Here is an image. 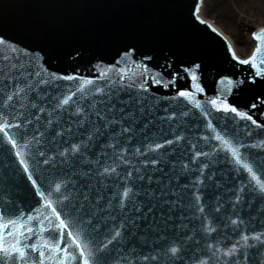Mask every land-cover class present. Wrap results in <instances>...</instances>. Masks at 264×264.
Returning a JSON list of instances; mask_svg holds the SVG:
<instances>
[{
    "label": "snow or ice",
    "instance_id": "snow-or-ice-1",
    "mask_svg": "<svg viewBox=\"0 0 264 264\" xmlns=\"http://www.w3.org/2000/svg\"><path fill=\"white\" fill-rule=\"evenodd\" d=\"M200 7L201 3H196L195 17L203 24L206 21L199 15ZM207 26L216 32L211 24ZM253 38L258 43L247 59L237 57L231 45L228 46L233 60L239 65L250 67V75L239 80L227 76L221 78L219 84L223 87L217 89L218 95L203 102L197 98V94L205 92L198 75L201 67L199 64L182 69L191 81V90H178L174 95L160 99L155 98L151 89L174 87L176 81L182 78L179 72H170V78H166L163 72H153L143 62L133 61L132 67L126 63L124 68L114 65L110 67L115 79L108 71L100 73V78L106 81V88L97 87L91 78L58 76L53 73L52 79L55 80L78 81L74 89L69 88L67 92H61L51 99L55 100L53 112L67 110L70 116L77 117L76 125L83 131L73 138L71 125L61 127L59 131L56 127L50 128L51 143L58 144V148L51 156H46L40 148L45 133L37 128L30 138L28 130L33 117L38 123L40 115L36 112L25 115L18 110L25 107L23 101L26 98L28 105L39 113H44L45 108L40 107L35 98L23 95L25 87L19 83L20 79H24L20 75L23 65L19 64L20 58L15 55L18 49L0 36V46L5 49L0 52V61L6 65L0 69V77H3L0 83L4 85V92L0 93V157L5 160L15 157V161H10L8 167L11 168L13 163L18 164L22 176L30 182L34 196L39 198L36 201L38 207L32 212L17 214L0 211V264H264V231L253 229L251 234H248L247 229L241 231L240 225L245 224L242 218L230 221L234 235L225 233L214 238L215 243H205L204 247H200V242L194 241L191 236L177 235L175 224L169 230L168 222L174 219L177 212L181 219L188 218L184 210L191 207L204 213L202 187L205 179L201 177L210 164L201 161L200 157H209L210 153L199 149L196 144L191 145L194 156L190 155L189 160L199 165L196 169L199 175L189 181L187 176L193 169L185 163L177 173L179 162H173L168 151L160 152L184 137L175 134V140L164 138L159 141L146 131L152 123L146 117L152 115L153 111L171 112L170 116L161 119L172 121L177 114L187 117L190 110H195L192 115L198 112L207 121V129L214 133L211 137H201L205 141L217 142L211 154L219 157L223 153L225 160L230 156L231 161L250 177L249 183L235 194V203H240L243 199L240 193L246 190L264 198V166L249 162L241 152L245 145L237 143L227 131H217L210 119L211 113L205 106L210 105L215 112L231 113L242 120L251 121L257 128L264 127L246 111L239 110L224 98V93H232L245 84L255 86L258 79L264 81V29L253 33ZM120 63L117 61V64ZM166 67L170 69L172 65ZM35 75L40 76L41 73L36 72ZM40 83L47 84L49 81L41 79ZM27 88L31 89L32 85H27ZM120 92H124L127 99ZM77 95L83 99L91 96L95 101L90 105L87 120H81L85 108L74 99ZM97 96L100 99H96ZM164 100L169 101L167 106L162 103ZM172 101L177 103L173 105ZM261 106H264V96L257 97L251 104L253 109ZM92 116H95L94 121ZM47 123L52 125L54 122L48 120ZM137 132L141 133L140 141L133 150L131 145L136 141L134 134ZM66 134L67 139L64 138ZM56 137L61 139L57 141ZM98 138L104 140V147L111 148L112 153L102 151L100 158L95 157L91 147ZM99 146V143L95 144V147ZM37 155L43 159H37ZM129 155L142 157L137 160L139 166H128L131 164ZM86 157L91 158L87 159L85 165H81ZM57 158L61 164L71 161L74 167L82 166L81 179L85 181L82 191L77 192L76 186L66 176L57 180V173L49 180L48 175L38 171L41 164L53 169L59 167L55 163ZM109 159L110 163L107 162ZM258 171L262 174L258 175ZM181 176L185 177L183 181ZM92 178L96 179L94 187L91 185ZM211 178L212 174H209L207 179ZM190 186L196 191H189ZM72 192H77L79 200L72 197ZM89 203L95 204L98 210L106 213L113 221L110 228L104 225L103 240L99 239V224L91 219L95 213L84 211ZM215 211L219 213L220 207L217 206ZM233 215L237 213L233 211ZM199 218L202 221L207 219ZM213 219L219 221V217ZM201 231L205 236H211L218 229L202 223ZM125 240L126 246L121 243ZM185 240L193 241L196 247L185 243ZM224 241H229L230 245Z\"/></svg>",
    "mask_w": 264,
    "mask_h": 264
},
{
    "label": "water",
    "instance_id": "water-1",
    "mask_svg": "<svg viewBox=\"0 0 264 264\" xmlns=\"http://www.w3.org/2000/svg\"><path fill=\"white\" fill-rule=\"evenodd\" d=\"M200 2L201 0H0V36L18 49L15 55L20 58L19 64L23 65L20 75L24 79L19 80L20 86L25 87L23 95L35 98L38 105L45 108L44 113H39L37 109H32L28 105L26 98L23 101L25 107L18 110L23 111L25 115L33 112L40 115L41 119L38 123L33 117V123L28 126V130L30 138L31 133L37 128L45 133L40 148L45 151L46 156H51L58 148V144L51 143L50 128L56 127L59 131L61 127L67 128L71 125L73 138L83 131L76 125L77 117L70 116L67 110L53 112L55 100L51 99L59 96L61 92H67L69 88L74 89L78 81L55 80L52 79L53 73L58 76L91 78L95 80L97 87L106 88V81L100 78V73L108 71L115 79L110 67L114 65L117 68H124L126 63L132 67L133 61L143 62L153 72H163L166 78H170V72H179L182 78L176 81L174 87L151 89L155 98L160 99L170 97L178 90H191V81L182 69L199 64L201 67L198 75L205 92L197 94V98L202 102L218 95L217 89L223 87L219 84L221 78L227 76L233 80L246 79L252 71L250 67L239 65L233 60L226 41L217 32H213L207 23L202 24L196 19L195 7L196 3ZM4 51V47L0 46V52ZM117 61L121 63L117 64ZM167 65L172 67L169 69ZM5 67V63L0 61V69ZM36 72H40L41 75L36 76ZM2 79L3 77H0V80ZM41 79L48 80L49 83L41 84ZM27 85H32V88L28 89ZM3 92L4 85L0 83V93ZM120 95L127 99L124 92H120ZM260 96H264V81L259 79L255 86L245 84L234 89L232 93H224L228 103L241 111H246L258 124L264 125V106L251 108V104ZM74 99L85 108L81 120H87L88 112L91 111L90 105L95 101L91 96L83 99L77 95ZM96 99L100 97L97 96ZM162 103L167 106L169 101L164 100ZM171 103L174 105L177 102ZM205 106L211 113L210 119L217 131H227L237 143L245 145L241 148V152L249 162L264 166V143H262L264 127L257 128L251 121L242 120L231 113L215 112L210 105ZM72 111H75V106ZM193 111L195 110H190L187 117L177 114L172 121L161 119L171 115V112L163 110L153 111L152 115L146 117L152 122L146 131L153 139L175 140V134L184 137L166 149H161L160 152L168 151L173 162H179L177 173L180 172V166L187 163L193 169L187 176L189 181L199 175L196 171L199 165L189 160L190 155L194 156L191 145L196 144L199 149L210 153L209 157H200L201 161L210 164L201 177L205 179L202 187L204 213L191 207L184 210L188 218L181 219L177 212L174 219L168 222L169 230L175 224L177 235L193 237L194 241L200 242V247H204L205 243H215L214 238H219L225 233L234 235L231 219L242 218L245 224L240 225V230L247 229L248 234H251L253 229L264 231V198L246 190L240 193L243 197L240 203H235V194L249 183L250 177L231 161L230 156L225 160L223 153L219 157L211 154L212 147L217 142L205 141L201 137L204 135L211 137L214 133L207 129V121L198 112L195 116L192 115ZM177 112L179 113V109ZM48 120L54 123L49 125ZM92 120H95V116H92ZM226 123L227 129H225ZM88 126L90 125H86ZM118 128L119 126L117 130ZM161 129H163L162 135ZM134 135L136 141L131 145L133 150L139 145L141 133L137 132ZM64 138L67 139V134ZM60 139L56 137L57 141ZM96 143L100 146L95 147ZM104 143L102 138H98L91 147L96 158H100L102 151L112 153L113 150L105 148ZM253 144L257 147H251ZM89 158L91 157H86L81 165H85ZM37 159L43 158L37 155ZM138 159L142 157L129 155L128 160L131 164L128 166H139ZM10 161H15V157L12 156L8 160L0 157V211L17 214L32 212L38 207L36 201L39 198L34 196V190L31 189L27 178L22 176V169L18 164L13 163L11 168L8 167ZM107 162L110 163V159ZM55 163L59 167L53 169L49 165L41 164L38 171L48 175L49 180H52L57 173L59 174L56 176L57 180L66 176L72 185L76 186L77 192L82 191L85 183L81 179L82 166L74 167L71 161L68 164H61L59 158ZM209 174H212L210 180L207 179ZM260 174L262 173L258 171V175ZM183 179L185 177L181 176V181ZM91 185L93 187L96 185L95 178L91 179ZM69 191L71 192V185ZM189 191L195 192L196 189L190 186ZM77 192H72V197L79 200ZM80 202L84 203L82 200ZM217 206L220 207L219 213L215 211ZM89 210L95 213L91 219L99 224L101 229L99 239L103 240L104 225L107 224L110 228L113 221L106 213L98 210L95 204H87L84 211ZM233 211L237 215H233ZM199 217H207V219L202 221ZM214 217H219V221L214 220ZM202 223L216 227L218 232L205 236L201 231ZM234 238L238 239V237ZM121 243L126 246L127 240ZM185 243L196 247L193 241L185 240ZM224 243L230 245L229 241Z\"/></svg>",
    "mask_w": 264,
    "mask_h": 264
},
{
    "label": "rangeland",
    "instance_id": "rangeland-1",
    "mask_svg": "<svg viewBox=\"0 0 264 264\" xmlns=\"http://www.w3.org/2000/svg\"><path fill=\"white\" fill-rule=\"evenodd\" d=\"M202 15L231 39L244 59L252 50V31L264 26V0H203Z\"/></svg>",
    "mask_w": 264,
    "mask_h": 264
},
{
    "label": "bare ground",
    "instance_id": "bare-ground-1",
    "mask_svg": "<svg viewBox=\"0 0 264 264\" xmlns=\"http://www.w3.org/2000/svg\"><path fill=\"white\" fill-rule=\"evenodd\" d=\"M200 17L201 18H203L204 19V16L203 15H200ZM206 19V18H205ZM211 25H212V27H214V28H216L211 22H209ZM263 26V25H262ZM220 33L222 32V31H220L218 28H216ZM223 33V32H222ZM225 37L227 38V40L230 42V44H231V46H232V41H231V39H229L226 35H225ZM253 45V44H252ZM233 50H234V52H235V54H237L236 53V51H235V47L233 46Z\"/></svg>",
    "mask_w": 264,
    "mask_h": 264
}]
</instances>
